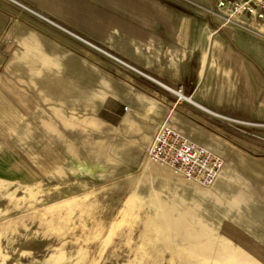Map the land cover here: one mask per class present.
<instances>
[{
	"label": "rangeland",
	"instance_id": "obj_1",
	"mask_svg": "<svg viewBox=\"0 0 264 264\" xmlns=\"http://www.w3.org/2000/svg\"><path fill=\"white\" fill-rule=\"evenodd\" d=\"M214 1L0 0L8 16L0 34V76L26 89L30 107L44 108L62 135L11 102V115L30 118L35 126L20 142L11 131L0 130V151L14 162L9 176L0 175V264H183L163 248L142 252L147 209L138 194L157 187L151 175L146 178L147 168H166L200 185L153 157L156 138L168 126L164 123L181 127L192 142L215 154L211 159L221 164L215 178L231 150L257 162V174L244 173L236 163L235 171L249 176L255 195L263 196L264 36L250 27L249 16L242 17L246 25L227 21L231 11L216 8ZM30 33L47 52L64 55L70 63L64 73L71 79L95 87L106 78L112 82L114 91L96 100L99 128L66 127L27 74L9 63L12 51L23 48L19 39ZM154 79L224 117L179 98ZM138 94L158 102L161 113L146 115ZM126 113L150 127L124 131ZM191 128L201 137L188 134ZM213 139L221 140L220 151L206 146ZM69 140L77 147L74 153L66 147ZM109 150L115 158L95 157ZM241 205V213L254 211L249 203ZM255 216V232L264 237V217L261 222Z\"/></svg>",
	"mask_w": 264,
	"mask_h": 264
},
{
	"label": "bare ground",
	"instance_id": "obj_2",
	"mask_svg": "<svg viewBox=\"0 0 264 264\" xmlns=\"http://www.w3.org/2000/svg\"><path fill=\"white\" fill-rule=\"evenodd\" d=\"M227 15V21L246 25V21L242 18L244 15L236 12ZM248 24L264 36L263 22L251 17ZM19 42L23 48L12 51L9 63L14 65L16 70L27 74L29 84L34 87L37 94L44 101L48 102L47 106L53 112V115L68 128L86 129L90 125L91 127L93 125L92 128L94 126L99 128L101 119L95 113L98 104L96 100L102 98L104 93L114 91L112 82L106 78V81L103 84L101 82L98 87L77 82L64 73L66 68L70 67L69 61H63L64 55L52 51L47 52L35 34L30 33L24 38H20ZM175 60L172 61L173 66L178 67V62ZM205 60V52H203L200 58L202 67L205 65ZM211 65H214V62ZM224 72L231 83L229 71L224 70ZM83 75L84 73L82 77ZM155 81L177 94L179 98H184L214 115L224 117L202 106L191 96L181 93V89L178 91L158 80ZM0 87L6 90L7 95L10 97L9 102L5 103L7 106H10L12 101H16L22 108L27 110L28 115L37 114L38 117H42L41 125L47 128L48 131L58 132L57 123L52 116H46L44 108L39 110L38 106L34 109L30 107L31 98L27 95L26 89L21 90L19 87L9 85L7 78L2 76H0ZM138 101L146 104L144 108L146 115L151 113L152 116V114L159 115L161 113V107L154 99L138 94ZM52 102L57 104L53 103L52 105ZM11 112L9 109V114H6L5 117L7 123L2 125V129L5 132L11 131L19 142L23 141V136L30 135L32 132L30 128L34 124L31 123L30 118L28 121L26 118L20 120L19 114L11 115ZM68 112L71 113L68 114ZM121 120L124 131L134 130L138 132L150 127L147 122L143 123L138 118L133 119L131 113H126ZM164 125L175 126L170 123H164L162 126ZM177 128L183 131L181 127ZM188 134L201 137L200 132L195 128H191ZM57 136L60 139L62 138L60 133H57ZM85 141L82 140V143ZM220 142L221 140L213 139L205 142V144L212 150L220 151ZM66 147L73 153L77 149L75 142H70V140L68 143L66 142ZM100 148L102 151V147ZM101 151L95 155L99 160L111 155H113L112 158H115L111 150L104 155ZM229 153L230 157H228L214 183L206 187L205 185L201 186V184L188 183L179 174V176L173 174V171L171 172L166 168H147L144 173L147 176L146 178L151 175L153 181L157 182V187L154 186L153 190L148 188L149 191H142L138 194L142 205L147 209L143 215L144 226L141 230L142 235L146 237L142 252L146 250L152 252L155 249L163 248L170 251L175 259L183 264H264V237L255 232L256 226L253 217L258 216V220L262 222L261 219L264 217V194L263 196L255 195L251 178L246 174L237 173V169L235 171L236 163L244 170V173L257 174V162L246 158L247 156L245 157L244 154L242 155V153L240 154L235 150H231ZM244 202L247 205L249 203V206L253 208L255 207L254 211L251 212L249 207L250 212L248 214L239 212V207ZM234 208L238 210L236 214L230 211ZM56 264H62V261ZM124 264H132V262L127 261Z\"/></svg>",
	"mask_w": 264,
	"mask_h": 264
},
{
	"label": "built area",
	"instance_id": "obj_3",
	"mask_svg": "<svg viewBox=\"0 0 264 264\" xmlns=\"http://www.w3.org/2000/svg\"><path fill=\"white\" fill-rule=\"evenodd\" d=\"M214 6L264 23V0H215ZM162 129L152 147L153 157L179 170L190 182L213 183L221 165L216 158L211 159L215 154L192 142L177 127L168 125Z\"/></svg>",
	"mask_w": 264,
	"mask_h": 264
},
{
	"label": "crops",
	"instance_id": "obj_4",
	"mask_svg": "<svg viewBox=\"0 0 264 264\" xmlns=\"http://www.w3.org/2000/svg\"><path fill=\"white\" fill-rule=\"evenodd\" d=\"M8 21L7 14L0 8V34L2 33L4 26L6 22ZM185 57V56H184ZM0 103H2V107L6 106L9 109V105L7 106L5 103L9 102L10 97L7 95V93L0 87ZM7 109V110H8ZM6 111V110H5ZM6 114H9V111H6V113L1 109L0 106V130L2 129V125L7 123L5 120ZM11 157L8 156V153L0 151V175L2 176H9L10 171L13 169V160L10 159Z\"/></svg>",
	"mask_w": 264,
	"mask_h": 264
},
{
	"label": "trees",
	"instance_id": "obj_5",
	"mask_svg": "<svg viewBox=\"0 0 264 264\" xmlns=\"http://www.w3.org/2000/svg\"><path fill=\"white\" fill-rule=\"evenodd\" d=\"M195 59V58H194Z\"/></svg>",
	"mask_w": 264,
	"mask_h": 264
}]
</instances>
